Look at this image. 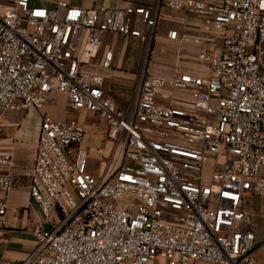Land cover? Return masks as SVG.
Segmentation results:
<instances>
[{
  "label": "built area",
  "instance_id": "obj_1",
  "mask_svg": "<svg viewBox=\"0 0 264 264\" xmlns=\"http://www.w3.org/2000/svg\"><path fill=\"white\" fill-rule=\"evenodd\" d=\"M162 3L204 18L203 35L186 38L199 44L201 67L169 76L142 67L135 102L122 109L91 67L108 33L154 41ZM112 59L106 51L98 63ZM53 92L103 119L115 152L92 173L79 120L43 112L27 173L42 218L17 264H256L248 202L264 199V0L119 9L0 0V108L43 111ZM13 163L14 152L0 150V191L13 186ZM9 209L0 197V244L10 241Z\"/></svg>",
  "mask_w": 264,
  "mask_h": 264
},
{
  "label": "crops",
  "instance_id": "obj_2",
  "mask_svg": "<svg viewBox=\"0 0 264 264\" xmlns=\"http://www.w3.org/2000/svg\"><path fill=\"white\" fill-rule=\"evenodd\" d=\"M56 1L31 0L32 4L47 7L54 6ZM67 1L86 8L105 5L119 9L130 4H151L156 0ZM180 17H184L183 22L179 21ZM203 23L204 18L201 16L185 15L183 12L170 9L162 3L157 34L150 51L151 60L146 66L143 62L144 43L140 39L108 33L103 38L97 63L91 69L105 76L104 89L107 96L118 107L126 109L135 102L136 81L142 67L167 76L178 69L196 70L201 67L196 61L199 44L186 38L203 35L201 31ZM171 30L178 31L179 37L177 39H171L168 36ZM106 51L113 52L110 68H103L98 63ZM80 111L89 112L86 109L75 110L70 108L65 94L53 92L48 96L43 111L31 108L15 111L6 118H0V150L10 149L14 152V163L10 168L13 186L6 192L0 191V197L7 198L10 204L9 213L4 219L7 224L4 236L9 237L10 241L0 244V256L8 262L2 264H17L35 245L33 236L22 229L28 226L29 230L37 220L42 218L39 206L30 197V180L27 173L32 169L36 159L43 112L60 119L77 118L80 122ZM103 122L106 123L104 120ZM15 126L17 127L14 128ZM107 132L108 127L106 134ZM100 136L104 146L97 149L101 150V153L96 154V147H90L83 142V146L89 151V170L94 174L96 172L97 174L101 173L109 166L115 152L114 142L110 138L107 139L103 134ZM102 153L103 155H101ZM96 157L99 159L98 164L95 165L94 159ZM97 165L100 167V171H97ZM253 199L260 200L259 205L264 202V199L257 196H252L249 199L248 208L255 213L252 207ZM256 233L259 245L255 250L254 258L256 264H264V254L260 253L263 247L260 244L264 240V230Z\"/></svg>",
  "mask_w": 264,
  "mask_h": 264
},
{
  "label": "rangeland",
  "instance_id": "obj_3",
  "mask_svg": "<svg viewBox=\"0 0 264 264\" xmlns=\"http://www.w3.org/2000/svg\"><path fill=\"white\" fill-rule=\"evenodd\" d=\"M154 41H151L148 45H144V65L146 66L150 60H151V48L153 47ZM176 93H179V91H175ZM71 108V106L69 105ZM15 113V111H5L0 108V118H6L7 116L12 115ZM80 123L83 125L86 131V136L84 139V143L88 144L90 147H96V154L101 153V150H98L97 148H102L104 146V142H102V138L100 135H104L107 139H109L108 132L106 134V123L103 122L102 119H100L97 115H94L93 112H83L80 111ZM15 126L14 128H16ZM102 131V132H100ZM100 155V154H99ZM103 155V153L101 154ZM98 157L94 159V164H98ZM97 171H100V167L97 165ZM97 174V172L95 173ZM259 201L257 199L252 200V207L254 209V215H255V222H256V232L263 231L264 230V202L259 205ZM51 225H47V228H50ZM24 231H28V226L24 229ZM27 234V233H26ZM25 235V234H24ZM260 253L264 254V245L260 250Z\"/></svg>",
  "mask_w": 264,
  "mask_h": 264
}]
</instances>
